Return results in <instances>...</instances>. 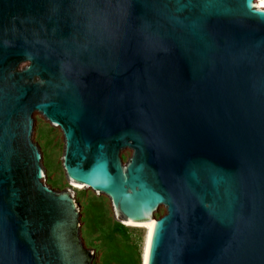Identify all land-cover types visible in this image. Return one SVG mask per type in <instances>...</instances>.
Wrapping results in <instances>:
<instances>
[{
	"label": "water",
	"instance_id": "obj_1",
	"mask_svg": "<svg viewBox=\"0 0 264 264\" xmlns=\"http://www.w3.org/2000/svg\"><path fill=\"white\" fill-rule=\"evenodd\" d=\"M35 112L145 264H264V0H0V264H91Z\"/></svg>",
	"mask_w": 264,
	"mask_h": 264
},
{
	"label": "rangeland",
	"instance_id": "obj_2",
	"mask_svg": "<svg viewBox=\"0 0 264 264\" xmlns=\"http://www.w3.org/2000/svg\"><path fill=\"white\" fill-rule=\"evenodd\" d=\"M33 140L42 153L45 181L54 189L71 188L80 209V237L87 248L95 251L91 264H143L146 228L121 221L115 215L108 196L96 193L68 180L62 165L64 135L44 116L33 114ZM119 224L125 231L118 230Z\"/></svg>",
	"mask_w": 264,
	"mask_h": 264
},
{
	"label": "bare ground",
	"instance_id": "obj_3",
	"mask_svg": "<svg viewBox=\"0 0 264 264\" xmlns=\"http://www.w3.org/2000/svg\"><path fill=\"white\" fill-rule=\"evenodd\" d=\"M60 128V127H59ZM73 185L76 183L72 182ZM130 224V223H128ZM131 225H142L143 227L146 228V239H145V245H144V252H143V264H145V257H146V250H147V244H148V239H149V233H150V225L148 224H131Z\"/></svg>",
	"mask_w": 264,
	"mask_h": 264
},
{
	"label": "trees",
	"instance_id": "obj_4",
	"mask_svg": "<svg viewBox=\"0 0 264 264\" xmlns=\"http://www.w3.org/2000/svg\"><path fill=\"white\" fill-rule=\"evenodd\" d=\"M118 230L121 231V232H124L126 229H125V227L123 225L119 224Z\"/></svg>",
	"mask_w": 264,
	"mask_h": 264
}]
</instances>
